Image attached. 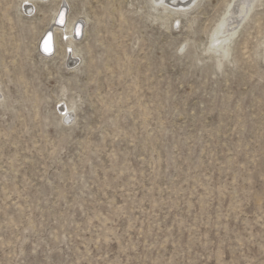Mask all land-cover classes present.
Returning <instances> with one entry per match:
<instances>
[{
  "label": "rangeland",
  "instance_id": "374dc122",
  "mask_svg": "<svg viewBox=\"0 0 264 264\" xmlns=\"http://www.w3.org/2000/svg\"><path fill=\"white\" fill-rule=\"evenodd\" d=\"M67 1L44 55L59 0H0V264H264V0L224 56L236 0Z\"/></svg>",
  "mask_w": 264,
  "mask_h": 264
},
{
  "label": "bare ground",
  "instance_id": "6f19581e",
  "mask_svg": "<svg viewBox=\"0 0 264 264\" xmlns=\"http://www.w3.org/2000/svg\"><path fill=\"white\" fill-rule=\"evenodd\" d=\"M31 1L33 0H23L22 4L19 6L20 9H22V6L28 5ZM193 0H189L188 2H182V0H154V3H165L167 6L172 7V10L175 12L179 13L180 11H184L188 8L190 3ZM67 0H59V3L56 5L53 16L50 20V23L52 21L51 28H48L46 30L47 32L43 36V38L40 41V51L44 55H50L52 53L56 54L57 53V48L59 45V41L62 39L60 38L62 32L69 38L66 40L68 42V46L72 45V38H77L83 31V28L85 26V22L83 20H74V19H69L67 18V13H68V8H67ZM254 0H236L234 1L233 4H229V7L225 14L223 15V19L220 21L219 25L220 28L217 32L212 34L211 38V46L219 51L222 56L228 54L229 51V42L232 40L234 35L237 32L238 26H235L233 28L228 29L227 28V18L226 15H231L235 14V8H232L234 6H238L239 8L244 11V15L247 16L249 12L251 11V5L253 4ZM241 6V7H240ZM236 8V10L239 8ZM25 12H30L31 8L29 11H27V8H24ZM52 31V32H51ZM66 55V54H65ZM77 57V54L74 53L69 56V59L72 60L74 57ZM68 110L69 108L67 105H65L64 108ZM66 113L63 117L66 118L69 115Z\"/></svg>",
  "mask_w": 264,
  "mask_h": 264
},
{
  "label": "built area",
  "instance_id": "2783aa9c",
  "mask_svg": "<svg viewBox=\"0 0 264 264\" xmlns=\"http://www.w3.org/2000/svg\"><path fill=\"white\" fill-rule=\"evenodd\" d=\"M29 10H30V8L28 7L27 11H29ZM34 11H35L34 8H32V10L27 15H33ZM64 39L67 40V36L66 35H64Z\"/></svg>",
  "mask_w": 264,
  "mask_h": 264
}]
</instances>
